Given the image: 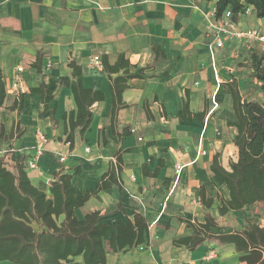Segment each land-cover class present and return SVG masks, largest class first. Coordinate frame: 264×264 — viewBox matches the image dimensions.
Masks as SVG:
<instances>
[{
  "label": "crops",
  "instance_id": "1",
  "mask_svg": "<svg viewBox=\"0 0 264 264\" xmlns=\"http://www.w3.org/2000/svg\"><path fill=\"white\" fill-rule=\"evenodd\" d=\"M213 3L200 0H0V73L6 89L0 120L6 133L13 121H18L25 129L20 138L0 140V154L10 147L9 157L24 154L29 159L34 154L37 132H43L47 143L36 160L37 167L27 171L30 180L47 185L60 166L71 174L79 167L80 172L72 176V184L75 193L82 194L94 186L115 148H120L123 188L111 187L98 192L78 208L76 214L82 217L93 210L116 211L113 214L116 218L124 213L130 216L137 210L149 217L148 242L141 244L142 248L138 245L107 254L105 264H230L220 260L218 253L223 249L235 259L231 244L209 241L194 251L172 245L173 238L190 233L189 228L176 221V216L200 221L207 211L199 202L201 185L207 195L228 196L226 187L210 176L208 165L213 154L219 153L220 163L226 169L237 157V148L232 142L236 130L228 124L235 118L223 77L228 78L225 64L240 44L226 40L221 51L224 57L220 53L211 57L210 37L200 9L205 10ZM236 20L241 26L256 23L253 15ZM154 43L161 47L165 58L153 57L151 45ZM37 51L43 54L39 73L25 64L34 60ZM119 53H124L132 65L145 67L144 77L128 80V87L122 93L123 101L129 106L118 112L117 126L128 125L132 133L120 141L112 135L109 126L107 75L92 65L95 55L100 58L106 55L108 62L113 63ZM71 60L82 67V85L98 88L104 94L103 101L92 105L88 130L82 136L75 135L72 147L59 139L63 137L61 116L74 107L69 90L72 76L68 63ZM20 65L23 70L18 73ZM17 77L20 81L13 90ZM41 80L54 95L46 110L42 109L39 95L28 91ZM19 91L24 93L23 108L15 113L7 107ZM185 97L190 112L202 111L207 106L203 120L177 117ZM144 103L149 116L143 109ZM100 129H104L106 144H102L98 135ZM86 147H89L88 152L84 151ZM60 156L64 157L63 161H59ZM149 157L163 158L164 167L156 179L141 175L140 166ZM176 161L183 164L179 177L172 172ZM9 163L12 164L11 159ZM153 165L154 160L150 167ZM216 204L208 211L212 215L215 211L216 221L226 225L227 217L218 215ZM257 218L261 217L247 221L261 222L255 221ZM210 251L214 257L206 259ZM76 259L81 261L80 257Z\"/></svg>",
  "mask_w": 264,
  "mask_h": 264
},
{
  "label": "trees",
  "instance_id": "2",
  "mask_svg": "<svg viewBox=\"0 0 264 264\" xmlns=\"http://www.w3.org/2000/svg\"><path fill=\"white\" fill-rule=\"evenodd\" d=\"M214 1L216 15L228 9L232 18L246 6H252L257 17L264 16V0H200ZM153 57L165 58L158 44L151 45ZM252 76L259 82L263 100L244 99L240 93L238 80L226 81L231 97V112L235 118L229 125L235 127L232 142L237 148L235 161H230L229 169L220 163L219 153L213 154L208 165L210 176L226 187L227 198L217 193L215 197L207 195L201 185L198 191L199 202L207 210L200 221L176 216L190 229V233L172 239V245L194 251L204 242L214 241L219 245L231 244L235 252V261L230 264H264V224L246 221L239 227H228L216 221L208 211L216 202L219 216L227 217L231 213L242 212L246 207L258 205L264 208V52H248ZM42 52L37 51L32 62H25L29 68L41 72ZM101 71L107 75L110 92V131L118 141L132 133L131 127L117 126V116L121 109L129 106L122 99V93L128 87V80L143 78L145 67L132 65L124 53H119L113 63L107 56H101ZM71 82L69 90L74 107L62 116L64 143L73 146L75 135L82 136L92 120V105L103 101V91L98 88L84 87L80 80L82 67L71 60ZM131 68L134 72H131ZM39 95L42 109L48 108L53 93L44 81L28 89ZM23 92H18L7 107L9 111L19 113L23 108ZM6 98L5 84L0 73V108ZM146 115H150L143 105ZM207 106L199 112H190L188 99H183L182 108L177 117L181 120L192 118L203 120ZM24 127L13 121L11 129L5 132L0 120V140L8 141L20 138ZM102 144L108 139L104 129L98 133ZM8 147L0 154V262L4 264H105L110 253L127 250L148 242L149 217L144 211H132L131 215L114 217L112 213L93 210L79 217L76 210L91 197L111 187L123 188L121 171L123 158L120 148H115L107 168L102 172L92 188L82 194H76L72 184L73 174L80 172L79 167L73 174L60 166L52 173V180L34 184L27 174V157L19 154L9 157ZM12 160V164L9 160ZM154 160V165L150 167ZM164 167L163 158L149 157L142 162L140 171L146 179L158 178ZM120 207L118 206L117 209ZM80 257L81 261L76 258Z\"/></svg>",
  "mask_w": 264,
  "mask_h": 264
},
{
  "label": "built area",
  "instance_id": "3",
  "mask_svg": "<svg viewBox=\"0 0 264 264\" xmlns=\"http://www.w3.org/2000/svg\"><path fill=\"white\" fill-rule=\"evenodd\" d=\"M195 8L199 10L200 8L195 5ZM202 18L206 21L207 34L210 37L209 49L211 57L215 54L218 55L225 48L226 40H233L239 44H243L248 52L261 51L264 52V16L257 17L254 13L252 6H246L243 11L238 13L237 17H247L253 15L256 18V23L250 26L239 25L236 19L232 18V13L230 10H224L219 16L216 15L215 2L210 5L207 9H200ZM214 61V60H211ZM92 65L98 70L102 69L101 58L98 55L93 56ZM264 65V60H263ZM23 70L22 65L17 67V72ZM225 72L228 75L227 81H231V74L233 68L227 63L224 67ZM217 82H219V75L216 73ZM19 77L14 79L12 88L15 90L19 84ZM140 139V138H139ZM47 143V137L43 132L38 131L36 134V140L34 145V154L27 160V169H35L37 158L43 154L44 146ZM85 152L89 151V147L84 149ZM204 154V151H201ZM59 161H63L64 157L60 156ZM183 170V164L181 161H176L173 165V175L179 177ZM138 247L142 248V245ZM214 257L213 251H210L206 259H211Z\"/></svg>",
  "mask_w": 264,
  "mask_h": 264
},
{
  "label": "rangeland",
  "instance_id": "4",
  "mask_svg": "<svg viewBox=\"0 0 264 264\" xmlns=\"http://www.w3.org/2000/svg\"><path fill=\"white\" fill-rule=\"evenodd\" d=\"M204 20V19H203ZM206 23V21L204 20ZM222 55V58L224 57L223 52H220ZM248 50L246 47L242 44H240L237 49L232 51V54L230 53V60L228 61V64L233 68V72L231 74V78H236L238 80V86L240 93L244 99L248 100H255V101H261L263 100L262 93L259 88V82L252 76V70L250 67V59L248 58ZM227 74V73H226ZM227 81V77H223ZM7 110V109H6ZM166 132V131H165ZM216 212L213 211V215L216 216ZM254 217H261L260 219H256L255 221H260L259 223L264 224V209L258 207L257 205H253L250 207L245 208L242 212L237 213H231L226 218V226L232 228L235 227L234 225L240 226L242 223L246 222L249 219H252ZM223 223V222H222ZM233 225V226H231ZM225 250L223 249L219 254L220 260L232 263L234 262V258L232 257V254L225 253ZM0 264H4L1 263Z\"/></svg>",
  "mask_w": 264,
  "mask_h": 264
}]
</instances>
